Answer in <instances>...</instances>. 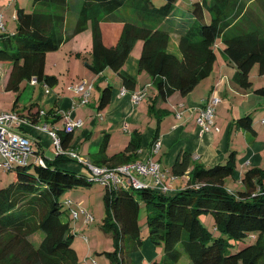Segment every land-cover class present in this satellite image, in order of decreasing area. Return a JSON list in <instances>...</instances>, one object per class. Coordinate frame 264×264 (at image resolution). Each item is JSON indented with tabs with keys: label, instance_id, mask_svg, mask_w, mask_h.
Wrapping results in <instances>:
<instances>
[{
	"label": "trees",
	"instance_id": "16d2710c",
	"mask_svg": "<svg viewBox=\"0 0 264 264\" xmlns=\"http://www.w3.org/2000/svg\"><path fill=\"white\" fill-rule=\"evenodd\" d=\"M28 1L30 10L16 6L14 33L0 35V63L11 65L5 91L17 94L12 111L30 125H46L54 131L65 151L72 149L73 131L51 128L61 120L54 107L48 112L36 103L16 108L24 84L56 86L58 79L45 73L46 55L89 27L91 64L87 69L100 81L109 69L121 88L131 93L135 79L125 72L124 64L135 42L141 40L138 68L149 75L156 89L150 106L156 119L164 111L160 105L172 94H189L211 74L215 41L222 43L227 62L236 69L238 88H251L256 65L264 75V0H198L186 11L175 6L176 0H75L78 7L70 29L65 26L68 0ZM205 11L211 15L209 21ZM171 36L178 38L177 54L168 51ZM112 92L110 84L100 91L98 110L108 107ZM254 93L264 97V88ZM233 128L253 132L251 116L237 119ZM139 146L140 134L134 132L123 152L104 159L105 166L135 162ZM106 148L104 136L101 156ZM189 158L181 154L172 168L174 177L186 173ZM70 161L77 162L56 155L52 162L27 161L7 171L13 179L0 189V264H80L73 247L75 235L63 219L67 211L61 197L67 190L98 184L88 174L60 168ZM235 170L232 152L223 163L197 166L188 186L175 193L99 185L104 190L105 214L100 229L114 246L113 252L104 253L108 264H133L132 255L145 238L163 251L162 259L153 264H178L183 256L190 264H264V170H247L241 177L243 189L231 192L224 182ZM141 204L146 208V237L139 224ZM203 214L213 217V233L199 221Z\"/></svg>",
	"mask_w": 264,
	"mask_h": 264
},
{
	"label": "crops",
	"instance_id": "0c3cea01",
	"mask_svg": "<svg viewBox=\"0 0 264 264\" xmlns=\"http://www.w3.org/2000/svg\"><path fill=\"white\" fill-rule=\"evenodd\" d=\"M155 1L159 2L161 0ZM197 1L176 0L175 6L179 9L180 7L189 9L191 4ZM26 4L24 7L30 10V2L27 1ZM1 15L3 16L4 25V15ZM14 15L12 16L13 20ZM75 18L68 22L67 15L65 16V26L67 29L72 27ZM204 18L207 21L205 13ZM89 29L87 28L82 32L86 34L84 45L81 46L79 42L82 41L78 39L82 33L78 34L72 38L73 41H69L71 45L66 47L67 52L60 59H57L58 55L56 56L57 61L54 69L57 75H59V79L63 80L65 92L62 90V94L56 92L59 89L56 88L59 83L58 77H56L58 79L56 86L51 88V90L36 82L32 83L31 81V83L27 84L33 90L40 86L44 94L36 102L33 101V103L38 105L45 101L54 107V112L58 115H68L72 121L81 123L80 127L73 130V140L70 144L71 150L90 164L105 166L104 159L123 152L132 134L137 132L140 134V146L136 153V161L152 160L153 162H158L164 175V182L171 193H175L188 186L191 173L197 166L210 167L223 163L232 152L235 154L236 170L233 176L224 182V186L228 191L235 192L243 189L241 177L247 170L251 168L264 170V97L254 93L255 89L264 88V75L254 72L251 74V88L246 90L238 88L234 82L236 69L234 65L227 62L219 41H215L213 44H216L221 52L219 58L216 56L211 74L202 80L189 94L185 96L177 92L172 94L160 105V109L164 111L158 112L159 117H157V120L159 119L160 121H157V124L155 122L153 125L150 106L152 105V100H155L157 92L152 85L149 75L145 72H140L139 68L137 69L139 53H134L132 57L127 59L126 65H124L125 72L135 79L134 92H145L139 104L134 105L131 102L130 91L121 94V83L117 76L118 81L113 89L110 104L102 111L98 110L100 91L107 84H110V82L106 81L99 88L101 90L98 93L89 95L90 97L92 96V101L84 105L80 104L78 96L67 91L71 86L82 83L92 85L93 87L94 80H99L96 75L87 69V65L91 64V53L88 58H82V52L87 49V45L91 47V30ZM64 46L63 44L61 49ZM177 47L178 38L171 36L168 51L177 54ZM82 49L84 50L82 51ZM47 55L45 57V73H47ZM82 59L84 60L82 61ZM4 68H6L5 71ZM10 68L11 65L9 63H0V70L4 71V75L0 76V78H3L2 85L4 90ZM105 72L102 73L103 79H109L105 75ZM216 83L218 84L217 96L220 102L215 108L213 125L208 131H203L196 123L197 115ZM92 90L93 88L90 92ZM29 102L25 100L21 105L22 108L28 106ZM22 108L19 109L17 107L16 110H21ZM12 110L14 109L7 110V108H1L0 112ZM247 114L253 120V132L246 131L243 128L234 129V122ZM57 123H60L62 125L61 128H63L62 118ZM57 123L52 125L51 128L59 129L57 128ZM19 132L29 138L34 148V154L42 159L43 162H52L54 160L56 154L52 146L51 137L47 131L32 126H24L19 129ZM104 136H107V148L102 157L99 151ZM154 141H159L160 147L156 153H151V146ZM182 153L189 155V165L184 175L174 177L172 175V168ZM75 164L74 161H70L61 164L60 168L75 173L87 174V171L79 163L76 162ZM138 180L149 185L151 184L149 179L140 178ZM74 201H79L78 207L87 212L83 208H87L83 199L77 197ZM74 222H76L74 224L75 234L77 230L82 232L83 228L90 225V223L85 222V216L80 213ZM142 234H144V237L147 236V232H142ZM84 241L88 245L87 238H84ZM78 244L81 245V243ZM76 245L74 247L76 251H79ZM102 247L104 249L105 244ZM159 248L154 247L151 241L145 238L142 248L132 255L133 264H153L154 261H160L163 257V251L159 253ZM98 249L94 244H89L88 250L84 254L85 258L89 259L94 255L102 253ZM77 255L79 259V255H83V249H81L79 254L77 252ZM94 264L106 263L102 259H95ZM178 264L190 263L183 256Z\"/></svg>",
	"mask_w": 264,
	"mask_h": 264
},
{
	"label": "rangeland",
	"instance_id": "374dc122",
	"mask_svg": "<svg viewBox=\"0 0 264 264\" xmlns=\"http://www.w3.org/2000/svg\"><path fill=\"white\" fill-rule=\"evenodd\" d=\"M27 1L28 0H0V13L4 15V25H5V30L0 29V35H2V34H13L14 33L15 22L12 19V16L15 14L16 6L24 7L27 5L26 4ZM68 5L69 6L66 9L65 16L67 15V19L69 22V21H71V19H74L76 17L78 4L76 3L75 0H68ZM180 9L183 11L187 10L184 7L183 8L180 7ZM204 13L206 14L207 21H209L211 18L210 13L208 11H205ZM68 28H69V24H68ZM89 30H87V31H89ZM85 33H88V32H85ZM85 35L86 34L82 33L80 38H78V39H81L80 41H82V42H79L81 46L84 45ZM70 40L73 41L72 39H70ZM70 40H68L66 43H64L65 46L62 49H61V47H62L61 46L58 51L49 53L47 55V60H46V72H47L46 74L47 75L50 74L51 76L58 77V79L60 78L54 69V66L56 65V61H57L56 56L58 55L57 59H60L62 57V55H64V53L67 52L66 47H68V45H71ZM219 44L222 46L221 42H219ZM83 50L84 49H82V51ZM141 51H142V42H141V40H137L135 42V44L133 45V48H132L128 58L132 57L134 55V53L135 54H138V53L141 54ZM90 52H91V47H90V45H87V49L82 52L83 53L82 58H88L90 55ZM220 52H221V50L218 49V47H215V54H216L217 58H219ZM127 59H126V62H127ZM83 60L84 59H82V61ZM126 62L124 65H126ZM5 69L6 68H4V71H5ZM137 69H138V63H137ZM257 69H258V66L256 65L253 68L251 74H253L254 72H256V74H257L258 73ZM4 71L0 70V72H1L0 76L4 75ZM105 71H106L105 75H107L109 77V79H104L103 81H100L98 79L94 80L93 87H92L93 90H92V92H90L91 93L90 95L98 93V91L101 90L99 88L102 87L106 81H108V83L110 82V85L113 87V89L115 88V84L118 81L116 78V75L112 71H110L109 69H106ZM2 82H3V78H0V95H2L0 97V109L1 108L2 109L7 108V110H8V109L12 108L13 103L17 98V94L14 92H5L4 87L2 85ZM57 82H58V80H57ZM56 88H59L58 90H56V92H58L59 94H62L61 90L64 92L66 91L62 79H59V83H58ZM49 89L51 90V88H49ZM67 91L70 92L71 94H74L69 88ZM43 95L44 94L41 91L40 86L36 87L33 90L32 88H29L27 84H24L23 88L20 91V95H19L20 97H19V100L17 103V107L19 109L22 108L21 105L23 104V102L25 100L28 102L30 101L27 105H29L31 102L33 103V101L36 102V100L40 99V97ZM75 96H77V95H75ZM32 97H33V100H32ZM91 101H92V96L91 97L89 96L88 102H91ZM152 103H153V100H152ZM38 106H39V108H41L43 111H46V112H48L52 108V106L50 104L46 103L45 101H43L42 103H39ZM155 122L157 124V119H156L155 115L152 114L153 125L155 124ZM57 125H58L57 128L62 127V125L60 123H57ZM31 148H32V151L34 152V148L32 145H31ZM33 161H34V158L30 157L28 159V164H32ZM75 163L76 162H74V164ZM75 167H77V166H75ZM136 178L140 179L141 177L137 176ZM12 179H13V173L5 172L2 169H0V189L7 187L9 185V183H11ZM129 189L131 190V188H129ZM103 192H104V190L99 185L93 184L92 186H90L88 188H76V189L67 190L61 197V201L64 202L65 205L70 203L69 206H67V205L64 206L65 207L64 209H66L67 212L64 213L63 219L65 221L69 222L71 230H72L71 232H72V234L75 235L74 239H73V247L75 246V244H77L76 246H77V249L79 250V251H76V253L78 252V254H79V252H81V249H83V255L82 256L79 255V257H80L79 263L80 264H86V263L94 264L95 259H102L103 261H105L106 264H108V261L106 259V256L104 255V253L114 251L112 238L110 236L104 234L100 229V226L102 225V221L105 217L104 206H103V202H102ZM77 197L80 199H83L85 201L87 208H85V207H83V208L87 210V213L92 216L93 220L90 222L89 226L83 228L84 229L82 231L83 233L80 232L79 230H77L76 231L77 233L75 234L74 224L76 222H74V221H76V220L72 219V217L69 213V210L73 209V210L77 211L78 213H80L81 210H83V209H80L81 207H78L79 201H74V199ZM145 209H146L145 205L141 204L140 205V212H139V224H140V226H142V232L143 233L148 232L144 226L145 221H146ZM199 221L201 222L203 227L206 230H208L210 233L214 232V227H213L214 221H213V217L210 214L201 215L199 217ZM84 238H87L88 245L94 244L95 247L99 248L98 251L102 252V253H99L98 255H94V256L90 257L89 259L85 258L84 254L88 250V245L84 241ZM36 243H37V241H36ZM78 243H81V245ZM104 244H105V247H104V249H102L103 248L102 246ZM74 249H75V247H74ZM158 252L159 253L162 252L161 247L159 248Z\"/></svg>",
	"mask_w": 264,
	"mask_h": 264
},
{
	"label": "built area",
	"instance_id": "2783aa9c",
	"mask_svg": "<svg viewBox=\"0 0 264 264\" xmlns=\"http://www.w3.org/2000/svg\"><path fill=\"white\" fill-rule=\"evenodd\" d=\"M0 29L4 30L3 16L1 14ZM213 47L215 48L217 45L213 44ZM32 83H35V81H32ZM217 87L218 84L216 83L197 115L196 123L203 131H208V129L213 125L215 108L220 102L217 96ZM69 89L79 97L80 104L84 105L88 103L92 85L82 83L74 85ZM126 92L127 91L125 89L121 90V94H125ZM144 95L145 92L131 93V102L134 105L139 104ZM42 115H44L43 111L40 112V116ZM61 118L63 120V128L67 132H71L81 125L80 122L72 121L68 115L63 114ZM24 126H32L40 130L47 131L51 137L55 154L65 155L68 158L77 161V163L82 165V167L87 171L89 177L98 185L111 187L116 184H124L133 190L150 188L162 193L169 192V188L164 182V175L158 162L147 160L135 161L116 167L95 166L85 161L73 150H63L59 137L46 125H30L27 119L21 117L14 111L0 112V169L5 172L9 171V169L14 165H24L30 157L34 158V161L44 164L43 160L36 156L32 151L31 141L29 138L19 132V129ZM159 147V141L153 142L151 146V153H156ZM137 176L149 179L151 184L149 185L139 181L136 178ZM66 205L69 206L70 203ZM69 213L73 220H76L79 214L73 209H70ZM80 214L85 216L86 223H90L93 220L92 216L85 210H81Z\"/></svg>",
	"mask_w": 264,
	"mask_h": 264
}]
</instances>
